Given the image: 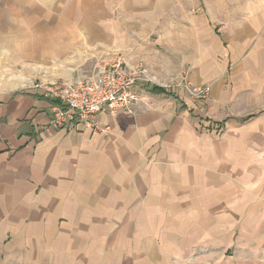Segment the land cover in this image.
Masks as SVG:
<instances>
[{"label": "crops", "instance_id": "obj_1", "mask_svg": "<svg viewBox=\"0 0 264 264\" xmlns=\"http://www.w3.org/2000/svg\"><path fill=\"white\" fill-rule=\"evenodd\" d=\"M99 1L0 0V264H246L264 249V0H109L106 22ZM104 50L146 67L144 104L99 113L107 135L47 128L31 84L93 74Z\"/></svg>", "mask_w": 264, "mask_h": 264}, {"label": "built area", "instance_id": "obj_2", "mask_svg": "<svg viewBox=\"0 0 264 264\" xmlns=\"http://www.w3.org/2000/svg\"><path fill=\"white\" fill-rule=\"evenodd\" d=\"M150 82L146 67L114 57L101 63L93 74L71 81L36 82L31 87L40 89L52 101L47 128L71 131L82 127L107 135L109 127L99 125L98 114L134 112L144 104L139 85L145 87ZM181 86L195 98H203L209 92L208 86L193 88L189 83Z\"/></svg>", "mask_w": 264, "mask_h": 264}, {"label": "rangeland", "instance_id": "obj_3", "mask_svg": "<svg viewBox=\"0 0 264 264\" xmlns=\"http://www.w3.org/2000/svg\"><path fill=\"white\" fill-rule=\"evenodd\" d=\"M110 1H111V3H114L115 0H110ZM153 1H154V3L152 4V8L155 7L156 2L158 0H153ZM205 1L207 3H209L211 6H214L213 3H214V1H217V0H205ZM219 1H223L225 3H228V2H249L251 0H219ZM107 2H109V0H100L99 1V6H100L99 12L100 13H103L104 12L103 14H100V18H102V22H106V17L105 16L108 13L107 12V9H108L107 6L109 5V4H107ZM112 12L113 11L110 10V12L108 13L107 17L108 16L110 17V15H112ZM220 12H222L223 14H226V13L229 14L231 11L226 10V11H220ZM154 13H155V11L153 10L152 13H151V15H149V16H154ZM108 52L106 50H104V51H102V53L98 54V57H97L98 60H97V58H93L97 62H99L98 63V66L96 68L100 67L101 66V63L108 62V61L112 60L114 57H118V58L120 57L121 60H124L125 61V59H124V57H123V55L121 53L120 54H113L112 55V54H108ZM184 82H187V81H184ZM155 83H157V82L155 80H153L152 82H150L148 84H155ZM177 83L178 82H176L175 80H170V81L166 82L164 86H165V88H167L166 86H168L169 84L171 86H173V85H176V86L177 85L178 86L184 85V83H181V84H179V83L177 84ZM33 89H35V88H33ZM194 252L190 253L191 255L190 254L187 255V256L185 255L184 258H181L179 260L181 262H184V263H186V262H189L190 263L191 259L195 256V254L198 252V250H195ZM218 252H220L221 254L227 256L226 259L229 258V260L231 259L232 261H234L235 254H236V251L234 249L233 250H228V252H226L227 254H230L229 257H228V255L224 254L225 250H221V251H218ZM237 253H238V255H241L242 254V257L244 258L243 259V263L249 264L250 261H256V258H259L258 261L261 264H264V257H263V255H264V249L256 250L255 248L254 249L245 248V250H239ZM169 263L171 264V261Z\"/></svg>", "mask_w": 264, "mask_h": 264}, {"label": "trees", "instance_id": "obj_4", "mask_svg": "<svg viewBox=\"0 0 264 264\" xmlns=\"http://www.w3.org/2000/svg\"><path fill=\"white\" fill-rule=\"evenodd\" d=\"M148 90H149V92H163V91H165L162 88L157 87V86L150 87V88H148Z\"/></svg>", "mask_w": 264, "mask_h": 264}]
</instances>
